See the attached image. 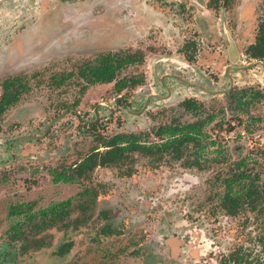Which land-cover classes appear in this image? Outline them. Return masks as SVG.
I'll return each instance as SVG.
<instances>
[{
  "label": "rangeland",
  "instance_id": "rangeland-1",
  "mask_svg": "<svg viewBox=\"0 0 264 264\" xmlns=\"http://www.w3.org/2000/svg\"><path fill=\"white\" fill-rule=\"evenodd\" d=\"M73 4L64 5L60 10L65 18H74L71 38L69 29H62L64 36L60 41H65L63 45L57 33H52L46 34L50 38L46 43L42 41L34 51L33 46L18 51L12 46L14 39L9 37L10 31L0 33V83L8 77L24 75L30 86L29 92L0 118V264H178L170 262L159 238L165 228L176 230L178 225L184 224L180 219L174 221L173 216L176 214L177 218L178 211L195 206L191 202L204 197L205 184L201 186L197 181L189 202L181 205L173 202L175 209L170 221L162 219L166 214L164 210H141L148 197L160 202L166 184L184 186L181 176H175L181 170L174 169L168 158L158 163L150 157L131 154L120 168L95 169L90 181L83 178L69 184L53 183L50 172L62 168L72 170L78 160L92 148L100 146L99 138L120 133L143 138L147 135L148 138L142 141L156 143L158 139L154 131L159 126L190 122L198 117L183 110L179 95H173L167 102L152 104L146 114L135 119L116 113L104 120L106 116L103 115L107 114L99 110L102 121L93 129L79 122L73 112H68L64 118L59 116L78 101L76 110L80 117L93 120L94 106L110 105L115 98L112 84L90 86L76 76L78 66L94 60L102 51L141 49L145 55L144 63L127 69L121 77L143 74L146 63L157 66L159 76L174 72L172 66L162 60L185 65L180 50L187 44L199 52L193 68L218 78L229 63V40H232L240 56L238 65L247 66L250 61L245 51L254 42L259 21H264V0H230L225 5L221 2L216 9L209 8V0H74ZM91 20L113 22L112 35L108 36L115 41L105 49L94 48L93 36L103 35ZM90 31L93 34H89ZM119 31L125 33L118 34ZM31 32H35L34 28ZM51 41L54 45L49 46ZM248 68L245 67V74L233 76L234 84L237 88L262 87L264 91V74L260 70L261 86L250 76L252 73ZM70 73L71 77L61 86L52 84L54 78ZM123 94L126 102L133 101L134 104L135 97L141 98L134 89ZM203 103L204 112L199 117L216 116L213 123L205 127L209 139L203 142L217 141L221 146L227 145L229 152L232 148L240 151L232 157L229 165L208 166L202 179L207 178L208 173L209 178H213L217 171L225 172L235 160L252 154L250 158L256 161L253 172L261 174L264 182V98L251 109L254 116L261 118L254 128L245 116L241 119L228 106L226 97ZM57 117L58 121L46 137H42L48 122ZM237 118L253 132H244L236 124ZM229 120L230 125L236 127L233 132L224 131L226 127L215 129L216 122L221 121L227 126ZM19 137L40 139L22 138L12 141L14 143L8 148L7 143ZM212 157L214 155L209 156ZM127 170L131 172L130 176ZM175 178L177 181H173ZM100 184L103 189H95L97 193L101 192L97 200L90 195L77 196L85 188H96ZM219 187L214 188L209 196H221L223 190ZM155 192L159 194L155 195ZM138 198H143L142 205H138ZM67 200H71L65 212L67 218L61 209L51 215L53 218L60 212L63 214L60 219L50 220V214L42 217V212ZM133 204L137 207L135 216L127 213L132 211L127 208H133ZM18 205L22 206L18 209L21 213L14 214L13 208ZM245 218L248 224L244 227ZM261 222L264 224L262 217L255 218L250 213L227 221L220 217L219 222L214 223L218 231L214 233L212 250L218 251L219 247L231 251L242 247L248 261L254 255H261L264 251ZM104 232L107 235H103Z\"/></svg>",
  "mask_w": 264,
  "mask_h": 264
},
{
  "label": "flooded vegetation",
  "instance_id": "flooded-vegetation-1",
  "mask_svg": "<svg viewBox=\"0 0 264 264\" xmlns=\"http://www.w3.org/2000/svg\"><path fill=\"white\" fill-rule=\"evenodd\" d=\"M73 1L0 0V33H4L6 30L10 31L8 35L14 39L12 46L18 51L29 50L32 46L34 51L42 41L46 43L47 39L50 38L46 34L50 35L52 33H57L59 42L63 45L65 41H60L61 37L64 36L62 29L68 28L71 38L74 33V18L73 16L65 18L60 10L64 5L74 6ZM229 1L209 0V8H219L221 2L222 5H225ZM91 21H94L91 23L96 24L94 27L99 28L100 34L103 35L102 37L99 34L93 36L94 42H96L94 48L97 50L105 49L106 46L115 41V39L108 36L112 35L113 22L111 20L103 23L98 20ZM33 28L34 33L31 32ZM261 28L264 29L263 20H260L257 25L254 42L245 51V56L250 61L247 66L238 65L240 56L237 47L234 41L229 40V63L223 68L218 78L208 76V73L204 70L201 73L196 68H193L199 52L198 50H193L187 44L183 45L180 50L185 65L178 61L162 60L161 62L171 65V69L174 72H164L159 76H157V66L146 63L143 74L140 72L134 76L121 77L122 73L127 69L139 67L140 64L144 63L145 55L141 49H110L102 51L94 60L78 66L76 76L87 81L86 85L112 84L116 96L112 99L110 105L96 104L94 106L93 120H85L80 117V113L76 110L78 101L74 102L73 107H68L63 114H60V118H64L68 112H73L74 117L79 122H82L88 129H93L102 121L98 116L99 110L107 114L103 115L106 116L104 120L116 113H122L135 119L146 114L152 104L167 102L173 95H179L180 105L185 112H189L190 115L198 118L190 122H176L159 126L154 131V136L158 139L156 143L142 141V139L148 138L147 135L143 138L141 135L120 133L109 138H99L100 146L92 148L84 158L78 160L72 166V170L63 168L58 171L52 170L50 172L52 182L69 184L76 183L78 179L83 178H88V181H90L95 169L120 168L122 167L120 165L130 159L129 156L131 154L150 157V159H153L152 161L158 163H162L165 158H168L171 160L170 163L175 166L174 169L181 170L175 176H181V179L185 182L184 186L178 187L175 184H166L162 190L160 202H154L156 198L148 197L147 204L145 203L141 210L152 212L164 210L166 214H163L162 219L170 220V216L173 215L175 209L173 202L179 205L189 202L192 193L195 191L194 185H197V181L201 186L203 184L206 185L204 197H201L198 202L194 200L191 202H194L195 206L190 207L188 210H177V218L176 214L174 215L175 217L173 216L174 221L180 219L184 221V224L178 225L176 230L165 228V232L163 231L159 238L162 246L166 248L169 254L170 262H177L178 264H264V251H262L261 255H254L248 261L245 250L242 247L231 251L220 250L219 247L218 251L212 250L215 243L213 239L214 233L218 231L214 223L216 220L219 222L220 217L227 221L238 217L240 214L250 213L255 218L262 217L264 222V182L261 180V174L253 172L256 161L250 158L252 154H247L235 161L233 160L234 162L227 167L225 172L217 171L213 178H209L208 173V177L202 179L203 173L208 172V166L211 164L229 165L232 157L240 150L232 148V151L229 152L228 148H226L228 146H221V142H203L209 139L205 127L213 123L216 116L215 114H208L204 118L199 117L204 112L203 101H213L219 97H226L228 106L237 112L241 119H243L242 116H245L251 122V127L254 128V124L261 122V118L254 116L251 109L264 98L263 88L255 89L249 86L247 88H237L238 86L234 84L233 78L237 73L245 74V67H249L248 71L252 73L250 76L262 86V81L258 75L260 70L264 74V58L254 57L253 52L249 50L256 43L257 37L262 30ZM123 33L125 32L119 31L118 34ZM89 34H93V31H90ZM118 36V38L122 39L120 35ZM50 45H54V42H49ZM71 75V73L62 74L59 78H54L52 84L55 87H59ZM0 89V101L3 100L4 93L8 95L7 99H9L7 103L2 104L0 107V118H2L9 108L16 105L21 97L29 92L30 86L27 77L17 75L1 81ZM128 89L136 90L137 95L141 97H135V104L133 101L126 102L124 99L123 93ZM137 99L139 101H136ZM135 105H138V107H135ZM59 117L53 118L48 122L42 137H46L47 132L58 121ZM241 119H235L236 124L240 125L244 132L252 133L253 130L249 126L245 128ZM228 123L227 126H223L224 124L222 125L221 121L216 122L214 124L216 126L215 129L221 130L222 127H226L224 131L233 132L236 127L233 124L230 125V120ZM22 138L40 139V137L15 138L7 143L8 148L10 143H14L12 141H18ZM210 155H214V158H209ZM62 173L66 175V178H71V181H54V175ZM127 174L130 176L131 172L127 170ZM173 181H177V178L173 179ZM218 186H220V190H223L221 196L217 194L209 196L210 192ZM98 188L103 189L102 184L96 186V188H85L77 196L90 195L94 200H97V197L101 194V192L97 193V190H95ZM154 194L159 193L155 192ZM143 201V198H138V205L139 203L142 205ZM70 203L71 200H67L55 204L52 208H48L46 212H42L41 215L46 217V215L50 214V220L60 219L61 215L63 217V214H65ZM134 204L133 208H127L132 210L127 212L129 215H136L134 210H137V207ZM21 207V205L14 207V214L21 213L18 210ZM55 210H60L63 214L59 212L58 215L52 218L51 215ZM220 213L222 216H220ZM64 216L67 218V213ZM243 223L244 227L247 226V218H245ZM261 226L264 227L262 222ZM66 227L68 226L66 225ZM169 227H171V224ZM104 234L107 235L106 232ZM260 241L261 238H259L258 242ZM213 256L216 258L214 259Z\"/></svg>",
  "mask_w": 264,
  "mask_h": 264
},
{
  "label": "trees",
  "instance_id": "trees-1",
  "mask_svg": "<svg viewBox=\"0 0 264 264\" xmlns=\"http://www.w3.org/2000/svg\"><path fill=\"white\" fill-rule=\"evenodd\" d=\"M262 30L260 31L256 43L249 48L250 51L253 52L254 57H259V58H264V29L261 28ZM22 89H27L25 87H20ZM4 98L2 101H0V107L2 104H5L8 102L9 99H7V94L4 93ZM66 175L64 173L62 174H55L54 175V181H62V182H67L71 181V178H66Z\"/></svg>",
  "mask_w": 264,
  "mask_h": 264
}]
</instances>
